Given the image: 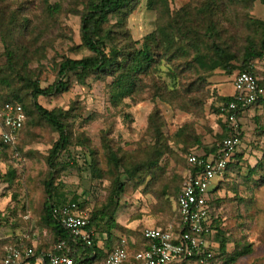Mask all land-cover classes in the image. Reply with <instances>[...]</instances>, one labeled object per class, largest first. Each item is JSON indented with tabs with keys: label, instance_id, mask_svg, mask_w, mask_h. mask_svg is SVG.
Masks as SVG:
<instances>
[{
	"label": "rangeland",
	"instance_id": "obj_1",
	"mask_svg": "<svg viewBox=\"0 0 264 264\" xmlns=\"http://www.w3.org/2000/svg\"><path fill=\"white\" fill-rule=\"evenodd\" d=\"M49 1L52 4L63 1V11L45 30L39 28L44 22V0H0V5H7L11 10L20 4L26 7L24 13L31 20L32 26L30 32L22 36L21 43L29 49L28 55H33L29 66L42 87H48L55 82L56 64L63 57L81 58L90 54L86 50L72 49L81 43V13L87 0ZM202 1L169 0V3L173 11L187 5L198 7ZM224 9L225 14L231 17L228 22L222 18L226 30L224 36L227 38L231 35L238 40V44H243L248 35L243 8L232 5ZM247 12L254 19L264 20V0H255ZM156 19V13L147 8L146 1H141L128 19L132 37L142 41L145 35L156 29ZM6 49L0 35V66L7 62L4 55ZM189 60L190 58L184 57L162 59L153 75L143 77L145 88L134 98L126 99L118 108L113 107L109 101L107 85L111 79L99 80L94 76H90L85 84H78L72 77L73 84L69 91L39 98V103L48 109L60 107L68 110L74 106V116L69 119L74 141L82 137L88 139L89 147L96 152L99 168L104 173L108 170L104 138L120 154L141 157L147 155L155 144L149 118L155 110L160 112L166 148L150 156L158 159L159 167L154 170L155 175L149 176L142 186L136 187L134 182L124 176L125 192L120 197L115 214L120 228L113 229L114 237L129 239L132 232L139 233L149 226H164L176 222L175 192L180 189L188 168L187 155L191 152L202 155L206 152L203 144L217 147L220 140L218 135L223 129V123L216 111L218 97L234 94L236 70L230 74L217 69L200 80L203 73L190 70L187 67ZM254 68L261 79L264 75V56L255 61ZM174 77L175 84L181 91L180 103L184 107L170 104L155 96V86L167 84L173 88ZM2 88L3 85L0 89ZM241 124L243 140L240 151L243 159L239 169L228 174L220 185V192L216 194L220 199L217 213L223 219L221 229L229 240L226 252H220L219 257L223 264H264V180L262 181L259 174L248 177L249 168L258 163L264 152V104L246 112ZM183 127H186V134L178 138L177 134ZM58 138V132L46 124L34 127L27 125L18 143L24 154L23 161H12L11 148L9 157L0 160V178L12 165L16 168L15 180L0 181V218L7 220L10 226L20 224L17 231L27 226L23 220L30 216L29 213L33 215V219H37L47 198L45 180L49 167L46 156ZM89 147L73 145L69 152L62 154L64 168L56 181L67 199L77 195L82 200H89L87 211L106 200L111 186L107 175L103 178L95 176L90 167ZM5 229L4 227L3 230ZM96 229L97 241L105 246V224L101 223ZM39 234L42 244H51L50 236H44L40 231ZM249 244L252 245L251 253L235 262L230 260L235 251Z\"/></svg>",
	"mask_w": 264,
	"mask_h": 264
},
{
	"label": "trees",
	"instance_id": "obj_2",
	"mask_svg": "<svg viewBox=\"0 0 264 264\" xmlns=\"http://www.w3.org/2000/svg\"><path fill=\"white\" fill-rule=\"evenodd\" d=\"M141 1L143 0H87L81 13V43L72 49L75 51L86 50L90 54L81 58L63 57L56 64L57 78L48 87H42L40 81L32 73L29 64L33 61V55L30 57L29 49L21 43L22 36L30 32L32 26L31 20L24 13L26 7L24 4H20L16 9L11 10L7 5H0V35L7 46L4 54L7 57V62L0 66V87L4 86L0 89V103L9 102L21 105L26 114V121L18 134L16 149L11 154L12 161H23L24 154L18 143L21 133L27 125L34 127L38 124H46L59 134V138L46 156L49 167L48 177L45 180L47 198L37 219H33V215L29 213V218L25 217L23 220L27 226H23L20 231H17L20 224L15 223L10 226L7 220L0 218V243L13 242L23 231H37L38 229L42 235L50 236L49 239L52 242L47 246L42 244L41 240V246L49 249L59 237L70 238L68 230L55 218L54 206L61 202L71 201L78 203L81 209L88 210L89 200H82V197L77 195L67 199L56 185V181L64 168L61 161L62 154L69 152L73 145L88 148L89 141L84 137L74 141L72 123L69 121L74 116V106L68 110L60 107L48 109L39 103L41 96L61 95L69 91L73 84L72 77L78 84H85L90 76H94L99 80L111 79L107 85L109 101L113 107L118 108L124 104L126 99L134 98L145 88L143 77L153 75L164 58L168 60L177 57L190 58L187 67L198 74L203 73L200 80L217 69H222L230 74L236 70V75L248 71L257 76L254 63L264 56V20L254 19L247 12L255 0H203L198 7L187 5L173 11L169 0H145L147 8L156 13L157 24L155 30L139 41L132 37L128 19ZM232 5L241 6L245 12L243 19L248 35L243 44H238V40H235L231 35H228L227 38L224 36L226 30L222 18L227 22L231 20V17L225 14L224 8ZM62 11L63 1L52 4L49 0H44V22L40 24L39 28L48 29ZM34 42L37 43L36 38ZM175 83L174 77L173 88L167 84L155 86V96H159L170 104H179L184 107L182 102L180 103L181 91ZM260 84L264 87V75L260 79ZM233 97L234 95L218 97L219 105L216 111L223 123V129L218 135L219 139L227 134L226 124L221 116V106L233 100ZM262 104H264V99H260L253 107ZM244 116L245 114L240 116L241 123ZM149 126L155 144L151 147V151L142 157L127 153L120 154L104 138L103 147L108 165L106 173L99 168L96 152L89 147L90 167L95 176L103 178L107 175L110 178L111 186L106 200L89 211L90 228L95 231L94 245L72 243L73 258L76 264H101L107 254L120 244L121 240L114 237L112 231L115 228H120L116 223L115 214L119 207L120 197L125 192L123 178L126 176L129 181L134 182L136 187L142 186L159 167L158 159L150 158V156L152 157L156 151L166 148L164 141L166 136L162 130L163 120L158 110L150 115ZM185 132L186 127L181 128L177 137H182L186 134ZM203 147L206 152L202 155L199 154L203 158H209L216 153L217 148L214 145L203 144ZM10 148L11 146L5 144L0 138V160L9 157ZM16 152L19 154L18 158L13 155ZM242 159L243 155L239 151L224 172V177L216 190L220 188L228 174L239 169ZM255 174H259L262 181L264 180V152L258 163L249 168L248 177ZM16 176V168L12 165L8 172L0 178V181L15 180ZM182 182L180 189L175 192L176 199ZM216 190L210 191L209 202L214 209V228L218 231L219 251L225 253L229 240L218 221L220 216L217 213V204L220 199L216 197ZM101 223L105 224L107 231L105 246L100 245L97 241L96 228ZM4 227L6 231L3 230ZM131 235L128 236V240L133 252L141 251L147 247L142 231L132 232ZM251 252L252 245H246L245 248L235 251L230 260L235 262Z\"/></svg>",
	"mask_w": 264,
	"mask_h": 264
},
{
	"label": "built area",
	"instance_id": "obj_3",
	"mask_svg": "<svg viewBox=\"0 0 264 264\" xmlns=\"http://www.w3.org/2000/svg\"><path fill=\"white\" fill-rule=\"evenodd\" d=\"M233 100L221 106L226 136L217 143L216 153L203 158L189 153L188 168L176 200V222L166 227H146L142 236L147 247L133 252L127 238L110 251L101 264H210L215 218L210 204V191L241 148L240 116L264 99L260 78L248 71L234 78ZM26 121L21 105L0 103V138L14 151L18 134ZM14 157H19L16 152ZM53 214L69 233L59 237L47 249L41 246L39 231H23L13 242L0 243V264H76L72 243L93 246L95 231L90 228V215L76 202L54 206ZM29 218V216L27 217Z\"/></svg>",
	"mask_w": 264,
	"mask_h": 264
},
{
	"label": "crops",
	"instance_id": "obj_4",
	"mask_svg": "<svg viewBox=\"0 0 264 264\" xmlns=\"http://www.w3.org/2000/svg\"><path fill=\"white\" fill-rule=\"evenodd\" d=\"M241 149V148H240ZM222 181V179H217L216 181H215V184H214V186L212 187V189L211 190H216V188H218L219 187V184H220V182ZM216 192L218 193V192H220L219 191V189H217L216 190ZM177 200V199H176ZM213 208V207H212ZM175 210H176V206H175ZM214 210V209H213ZM219 215V214H218ZM222 218L220 217V219H218V221L220 222V226H221V224H222ZM165 226V225H164ZM149 227H163V226H149ZM218 233V231L216 230V232H215V235H214V237H213V243L211 244L212 245V249H213V252H214V257L212 258V260H211V263L210 264H223V262H222V260H221V258L219 257V255L221 256V254H220V251H219V248H220V242H219V240L217 239V237H216V234Z\"/></svg>",
	"mask_w": 264,
	"mask_h": 264
}]
</instances>
